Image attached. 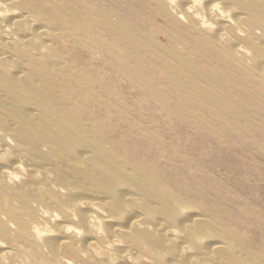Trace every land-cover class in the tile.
Returning <instances> with one entry per match:
<instances>
[{
  "label": "bare ground",
  "instance_id": "1",
  "mask_svg": "<svg viewBox=\"0 0 264 264\" xmlns=\"http://www.w3.org/2000/svg\"><path fill=\"white\" fill-rule=\"evenodd\" d=\"M59 1L69 20L52 0H0V264H264V202L234 208L214 176L241 132L264 136V0ZM69 29L126 77L145 58L210 107L231 101L213 111L242 129L219 117L195 141L125 116L54 51ZM184 106L170 119L189 123Z\"/></svg>",
  "mask_w": 264,
  "mask_h": 264
},
{
  "label": "rangeland",
  "instance_id": "2",
  "mask_svg": "<svg viewBox=\"0 0 264 264\" xmlns=\"http://www.w3.org/2000/svg\"><path fill=\"white\" fill-rule=\"evenodd\" d=\"M49 8L58 12L60 18L69 20L67 17L68 11L62 6L59 0H52L51 4H49ZM53 16L56 18V15L53 14ZM65 33L66 37H64L62 41H58L55 44L54 51L60 54V57L65 61L66 65H76L82 71L90 75L94 82H98L99 87L101 88H97L95 90L98 97L101 95L100 91L102 89H106L108 92L111 91L110 97H112L113 103H123L122 105L126 107V110H128V114L126 112L125 116L131 117V112L143 117L151 116L152 118L153 115L155 119H153V117L152 120L154 123H158V125H160L162 128L161 130L165 129L164 131L169 132L173 129L169 133H180V136H184L185 133V137L190 136L189 139L195 141L196 139L198 140L201 134L203 135L204 133L207 134L209 132H222L223 129L217 124L219 117H221V120L224 119L225 122H227L230 128H225V130L231 132V134L235 132L233 131L234 129H242L241 125H234V123H232L231 120L225 116L226 113L224 116L222 114L216 115L214 113V108L222 107L219 104L221 102L216 101L218 104H216L215 107H210L206 103V100L204 101V99L201 98V94L194 95V93L189 91L188 87L181 85L179 81L175 83V85L169 84L166 82L168 79L165 72L156 71L151 64L143 65L146 62L145 58L135 61V65L137 64L136 66L138 67V70H135L134 65L132 66V60L128 59L130 61V65L127 68L126 77L123 73H120L113 68L115 65H113L111 60H115L114 56L117 55L118 52H105L102 47L97 46V43H101L99 42L100 40L95 42L93 41L94 45L91 46L90 44L92 41L83 37H73L70 29ZM101 39L106 41L107 38L105 39L102 37ZM95 44L97 48L95 47ZM109 56L113 57L111 58ZM86 59H89L88 62ZM135 72L137 74H135ZM135 75L139 76V81H134L133 77ZM176 79L178 80V77ZM206 86L207 85L203 83H199V91L202 93L203 88H206L204 91H208L209 87ZM102 99L103 97H101V100ZM225 102V105L223 102L222 103L226 111L229 104H231V101L226 100ZM182 103L185 105L184 109L187 107V109L190 110L188 111L189 114L193 116L189 123L181 122L180 124L179 122L170 119V117L175 115V113L177 114V105L179 107ZM197 114L198 116H194ZM200 116L205 118V120L208 119L209 121L201 126H198L200 123L197 119L200 118ZM164 119L168 121H165ZM169 119L171 122H169ZM138 121L140 124L147 122L143 120L142 117L141 119H138ZM251 121H254L255 125H253L256 130L264 132V120L260 121L259 119L252 118ZM171 123L177 127H173ZM196 133L198 134L196 135ZM240 134H242L240 135L241 142L236 141V145L231 147L234 154L236 153L235 155H239L237 160H235L236 162H230L222 157H217L216 163L223 164L226 168L224 170H217L214 172L216 174H214V176L218 180H221L223 185L228 189L225 190L221 188L220 190L222 194H225L226 197L234 198V208L240 206L242 207L246 204L252 209L254 208L259 210L260 208L262 209V203L264 202V136L259 137L256 135L257 133L248 135L241 132ZM203 144L204 142H202L200 146ZM214 146V144L208 142L202 146V149H206L204 151H207V153L211 152L212 154H215L217 151ZM233 168H235L234 172L232 171ZM252 202H257L256 204L260 207L256 208L254 206L255 204ZM260 212L264 213V210L262 209ZM262 215L264 216V214Z\"/></svg>",
  "mask_w": 264,
  "mask_h": 264
}]
</instances>
